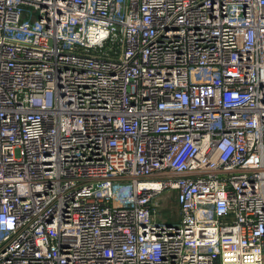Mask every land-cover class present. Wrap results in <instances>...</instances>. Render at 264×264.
<instances>
[{
  "label": "built area",
  "instance_id": "2783aa9c",
  "mask_svg": "<svg viewBox=\"0 0 264 264\" xmlns=\"http://www.w3.org/2000/svg\"><path fill=\"white\" fill-rule=\"evenodd\" d=\"M0 264H264V0H0Z\"/></svg>",
  "mask_w": 264,
  "mask_h": 264
},
{
  "label": "rangeland",
  "instance_id": "374dc122",
  "mask_svg": "<svg viewBox=\"0 0 264 264\" xmlns=\"http://www.w3.org/2000/svg\"><path fill=\"white\" fill-rule=\"evenodd\" d=\"M168 203H169V206H170V207H172V205H171V203H172V200H170Z\"/></svg>",
  "mask_w": 264,
  "mask_h": 264
}]
</instances>
